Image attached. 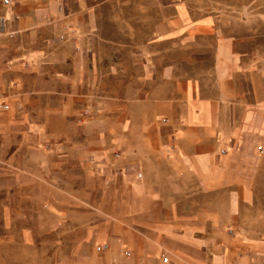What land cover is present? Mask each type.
Returning a JSON list of instances; mask_svg holds the SVG:
<instances>
[{
    "label": "crops",
    "instance_id": "0c3cea01",
    "mask_svg": "<svg viewBox=\"0 0 264 264\" xmlns=\"http://www.w3.org/2000/svg\"><path fill=\"white\" fill-rule=\"evenodd\" d=\"M102 72L122 83L120 128L107 131L126 164L111 184L121 222L80 208L98 132L83 143L75 117L97 110ZM34 168L57 171L41 179L44 207L15 208L39 182L17 170ZM2 201L30 264H77L97 242L130 250L123 264H264V50H243L190 0H0ZM13 245L0 241V264H14Z\"/></svg>",
    "mask_w": 264,
    "mask_h": 264
},
{
    "label": "rangeland",
    "instance_id": "374dc122",
    "mask_svg": "<svg viewBox=\"0 0 264 264\" xmlns=\"http://www.w3.org/2000/svg\"><path fill=\"white\" fill-rule=\"evenodd\" d=\"M195 3L196 10L200 13H209L217 19L218 26L225 28L231 36L235 37L240 43L243 50H252L253 47L264 50V20L258 21V18H264V0H190ZM102 60V59H101ZM98 92H97V110L86 107L84 115H77L76 122L84 126L83 128V143L89 142V132H94L97 129V143L98 149L92 157H87L86 163H83L81 168L82 183L81 189V210L83 214L90 211H97V221L112 220L113 222H121L120 216L123 202L121 200V183L111 185L114 176L122 178L126 176L122 161V147L120 141L116 145L111 146L108 142L110 137L107 135L108 124L112 123L115 129L120 128L121 123V93L122 83L121 76L115 73V78L112 81L106 82V74L102 72L99 78ZM3 110H7L9 105L6 102L1 104ZM108 110V114L107 111ZM112 110V112L110 111ZM110 126L109 129H114ZM120 134V131H119ZM9 139V138H8ZM120 139V137L118 138ZM38 153L34 152L33 156L37 160ZM90 159V160H89ZM90 165L92 167L90 168ZM23 179L28 177L38 178L39 182L29 187H33V193L26 194L25 191H20L13 203L15 208L19 205L22 207H30L41 209L44 207L43 200L45 197L44 191L47 188V183L41 180L43 177L52 173L56 175L57 171L49 172L44 169H23L17 170ZM59 171V169H58ZM63 171V170H62ZM73 168H69L66 177L73 180ZM49 172V173H48ZM64 174V172H62ZM64 174V175H65ZM136 174V172H135ZM114 192V193H112ZM111 194L112 198L111 199ZM5 202H0V241H13L14 245L12 251V262L14 264H30V256L34 254V249L30 247H23L18 249L16 246L17 234L9 233L4 230L3 221L1 217V209ZM114 212V215H107V211ZM44 245H50L48 238L42 241ZM104 244L97 242L94 244L93 254L91 258L82 256L78 258L77 264H85L87 260L95 264H123L128 262L130 256L124 253L127 248H121L119 252L114 253L112 245H109L107 250L99 252L97 246ZM10 251V250H9ZM44 253L67 254V259L71 258L69 249H43ZM168 253H162L164 257ZM76 261V260H75ZM25 262V263H23ZM77 262V261H76Z\"/></svg>",
    "mask_w": 264,
    "mask_h": 264
},
{
    "label": "built area",
    "instance_id": "2783aa9c",
    "mask_svg": "<svg viewBox=\"0 0 264 264\" xmlns=\"http://www.w3.org/2000/svg\"><path fill=\"white\" fill-rule=\"evenodd\" d=\"M3 2H4L5 4H10V3L12 2V0H3ZM162 121H163V122H167L168 119H167V118H163ZM225 151H226V150H222L223 153H224ZM138 176H139V177H142V173H138ZM107 248H109V245H108L107 243H104V244H101V245H98V246H97V250H98L99 252L105 251V250H107ZM125 255H126V256H130V255H131V251H130V250H126V251H125ZM163 262H165V263H168V262H169V256H168V255H165V256L163 257Z\"/></svg>",
    "mask_w": 264,
    "mask_h": 264
}]
</instances>
